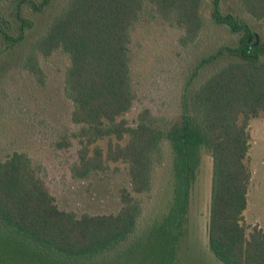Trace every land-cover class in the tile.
Instances as JSON below:
<instances>
[{"label":"trees","instance_id":"trees-1","mask_svg":"<svg viewBox=\"0 0 264 264\" xmlns=\"http://www.w3.org/2000/svg\"><path fill=\"white\" fill-rule=\"evenodd\" d=\"M202 1L69 0L31 44L24 66L41 85L43 71L35 53L48 58L59 51L69 61L64 93L72 103L70 120L85 140L78 163L71 167L74 178L106 171L108 162H122L131 191L148 193L154 156L166 145L173 184L160 215L137 234L141 205L129 192L120 191L122 206L116 214L77 217L57 206L30 157L13 151L0 160V264H178L189 241L190 207L203 153L211 159L206 231L210 258L215 264H264V229L244 223L251 181L246 164L249 123L264 117V39L238 17L222 13V0H210L213 23L237 41L202 62L224 58L227 63L190 98L183 97L181 120L167 131L144 117L134 127L124 119L133 101L130 29L141 12L146 5L152 7L160 18L184 30L182 41L188 44L203 26ZM240 3L255 20L263 18L264 0ZM49 4L0 0V39L7 50L22 42L31 27L24 12L40 13ZM14 26L16 36L11 34ZM104 139L109 140L105 151L96 144Z\"/></svg>","mask_w":264,"mask_h":264},{"label":"rangeland","instance_id":"rangeland-1","mask_svg":"<svg viewBox=\"0 0 264 264\" xmlns=\"http://www.w3.org/2000/svg\"><path fill=\"white\" fill-rule=\"evenodd\" d=\"M49 1V6L40 13L24 12L31 27L25 29L23 41L15 48L7 50V44L0 39V160L13 151L29 156L37 177L44 182L57 206L77 217L116 214L122 206L120 191L126 190L141 205L138 234L146 223L160 215L159 209L168 202L173 184L171 155L166 145L155 154L151 189L141 195L131 191L127 165L122 162H108L106 171L93 172L84 179L74 178L71 167L78 163V151L85 140L79 137L80 128L70 120L72 103L64 93V74L69 61L59 51L48 58L35 53L43 71L42 85L24 66L31 44L44 35L69 2ZM221 12L238 17L264 39V16L255 20L246 13L240 0H222ZM200 15L203 26L196 39L188 44L182 41L184 30L160 18L149 5L130 29L133 101L124 115L130 127L141 117L165 131L179 124L183 97L190 98L206 78L227 63L224 58L205 64L202 61L220 47L234 46L237 36L213 23L210 0L202 1ZM16 31L14 26L12 36H16ZM261 61L264 62V57ZM249 127L250 151L246 164L251 181L244 223L264 229V117L251 120ZM108 141L104 139L96 144L105 151ZM125 142L126 138L120 144ZM210 186L211 159L203 153L190 207L189 241L187 249L185 245L182 247L178 264H215L206 238Z\"/></svg>","mask_w":264,"mask_h":264},{"label":"crops","instance_id":"crops-1","mask_svg":"<svg viewBox=\"0 0 264 264\" xmlns=\"http://www.w3.org/2000/svg\"><path fill=\"white\" fill-rule=\"evenodd\" d=\"M263 195V194H262Z\"/></svg>","mask_w":264,"mask_h":264}]
</instances>
